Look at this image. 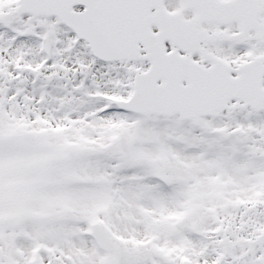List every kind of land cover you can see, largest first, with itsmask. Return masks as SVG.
Instances as JSON below:
<instances>
[{"label":"snow or ice","instance_id":"obj_1","mask_svg":"<svg viewBox=\"0 0 264 264\" xmlns=\"http://www.w3.org/2000/svg\"><path fill=\"white\" fill-rule=\"evenodd\" d=\"M0 264H264V0H0Z\"/></svg>","mask_w":264,"mask_h":264}]
</instances>
